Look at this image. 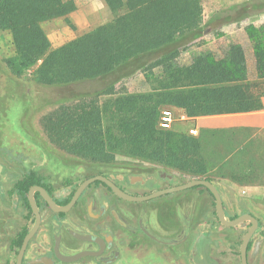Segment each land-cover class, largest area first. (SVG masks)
I'll list each match as a JSON object with an SVG mask.
<instances>
[{
    "label": "trees",
    "instance_id": "trees-1",
    "mask_svg": "<svg viewBox=\"0 0 264 264\" xmlns=\"http://www.w3.org/2000/svg\"><path fill=\"white\" fill-rule=\"evenodd\" d=\"M76 1L0 0V32L12 39L14 53L6 63L14 75L35 69L32 77L41 87L112 80L103 91L44 117L51 143L92 163L132 159L214 184L213 160L203 154L201 138L181 127L163 129L162 111L180 109L194 119L263 109L264 26L245 28L255 80L248 52L221 28L260 12L264 1L234 7L206 23L202 0H104L112 21L52 50L43 24L67 19L77 10ZM209 34L225 38L224 45L202 47ZM138 72L144 74L145 91L116 90Z\"/></svg>",
    "mask_w": 264,
    "mask_h": 264
},
{
    "label": "flooded vegetation",
    "instance_id": "flooded-vegetation-1",
    "mask_svg": "<svg viewBox=\"0 0 264 264\" xmlns=\"http://www.w3.org/2000/svg\"><path fill=\"white\" fill-rule=\"evenodd\" d=\"M21 161L17 159L14 162L18 169L10 162L8 169L1 170L3 173L0 174V239H4L7 245L4 254L0 253V264H17L25 239L38 220V230L28 242L21 264H153L156 259L163 264L200 263L204 251L201 242L204 240L205 223L202 219L190 223V216L184 211L188 200L184 197L172 202L164 199L173 193L142 202L128 201L118 196L106 183L96 180L66 212L54 211L37 190L33 192V199L38 213L30 202L31 189L41 187L55 205L65 207L71 203L84 181L99 176L137 198L182 185L185 182L181 177L150 170L132 173L127 169L108 167L91 171L79 179L75 176L68 178L56 188L54 178L44 174V165L35 167L32 163L25 165ZM33 172L37 175L30 176ZM148 202L155 203L143 209L131 205ZM226 218L233 220L236 217L226 215ZM219 225L222 224L219 222ZM250 227L251 224H248L244 235ZM208 228L211 238L218 236V242L227 246L225 251L219 252L221 264H235L236 235L222 240L215 223L208 224ZM206 240L209 241L210 237ZM250 244L249 253L256 245L258 261L263 258L259 264H264V222L259 220ZM84 253L88 254L69 261ZM238 255L241 264L240 250Z\"/></svg>",
    "mask_w": 264,
    "mask_h": 264
},
{
    "label": "rangeland",
    "instance_id": "rangeland-1",
    "mask_svg": "<svg viewBox=\"0 0 264 264\" xmlns=\"http://www.w3.org/2000/svg\"><path fill=\"white\" fill-rule=\"evenodd\" d=\"M254 1L261 2L264 0H202L205 22L209 23L220 14L227 13L234 7ZM76 4L77 10L69 15L67 19L62 18L43 24V28L51 42L52 50L61 47L84 33L109 23L113 19L104 0H77ZM250 24L257 27L264 26V8L261 5L260 12L252 14L239 24L224 26L221 28V31L226 37L234 36L248 52L247 61L250 79L255 80V57L252 51V44L245 31V28ZM224 39L218 40L214 34L206 35L203 41H201L204 44L202 47L217 50L224 45ZM202 43L198 44L201 45ZM13 53L14 48L11 36L8 33L0 32V174L3 173H1V170L8 169L10 162L14 165V168L18 169V167H15L17 163L14 162L20 159L25 165L30 163L34 164L35 167L41 164L44 165V174L54 178L56 188L61 187L68 178L75 176L79 179L91 171L104 170L108 167L109 169L114 167L127 169L132 173H140L143 170L156 171L158 173L163 172L168 175L179 176L185 183L195 180L171 170H165L154 165L126 158H120L114 164L92 163L68 155L54 146L44 131L42 124L44 117L58 109L61 105L76 103L84 97H90L103 91L107 86L112 84V80L82 82L69 86L41 87L33 80L32 75L35 69L22 77H18L11 72L6 60L13 56ZM135 88L141 91H145L148 88L144 82L143 72H138L116 85V90L119 93L129 92ZM165 110L173 113L174 123L181 120L179 118V110L169 108ZM174 123L171 125L170 130L175 127ZM205 124L214 125V122ZM198 135L199 132L193 136ZM210 176L212 177L213 174H210ZM3 181H6V179ZM2 184L5 183L2 182ZM180 197L188 200L184 211L190 216V223L193 224L196 222V219H202L203 223H205L203 228L204 240L201 242L204 251L203 256L200 257L199 264H215V262L221 264L220 259L222 258L219 252L225 251V247H227L225 244L218 242V236L215 239L211 238L208 231V224L211 223H215L216 228L220 229L219 233L222 240L228 238L227 236L229 235H236V264H240L238 255L240 245L250 223L244 222L238 228L219 225L215 210V200L208 191L202 188H192L169 194L164 199L172 202V200ZM155 202L131 205L133 207L140 206L143 209L142 207L153 205ZM250 205L254 211L251 214L261 222H264V198L262 200L253 199L250 201ZM170 219L173 221L172 217ZM216 233L218 235V231H215ZM208 236L210 237L209 241L206 240ZM6 246V241L1 238L0 253L4 254ZM257 251V246L254 245L249 256H258L259 253ZM153 264L163 263L159 259H156ZM175 264L178 263L175 262Z\"/></svg>",
    "mask_w": 264,
    "mask_h": 264
},
{
    "label": "crops",
    "instance_id": "crops-1",
    "mask_svg": "<svg viewBox=\"0 0 264 264\" xmlns=\"http://www.w3.org/2000/svg\"><path fill=\"white\" fill-rule=\"evenodd\" d=\"M177 110L183 121L177 122L175 128L199 132L195 137L201 138L203 154L213 158L211 174L222 196L225 214L237 218L254 212L250 201L264 198V107L255 112L194 119L189 118L183 110ZM211 122L214 125L205 124ZM249 158L254 161L250 162ZM248 171H251V175L246 177ZM233 173L236 177L231 176ZM257 258L248 255L249 264L261 263L263 258L259 261ZM234 262L236 264L237 259Z\"/></svg>",
    "mask_w": 264,
    "mask_h": 264
},
{
    "label": "water",
    "instance_id": "water-1",
    "mask_svg": "<svg viewBox=\"0 0 264 264\" xmlns=\"http://www.w3.org/2000/svg\"><path fill=\"white\" fill-rule=\"evenodd\" d=\"M96 180H100V181L106 183L121 198H123L125 200H128V201H134V202H137V201L138 202H142V201H145V200H149V199H153V198L159 197V196L164 195V194L181 192V191H185V190L196 188V187H203V188L207 189L212 194V196H213V198L215 200L216 215L218 217L219 222L223 226L231 228V227H236V226H238V225H240V224H242L244 222H249L251 224L250 229L244 235L243 240H242L241 245H240L241 264H249V262H248L249 246H250V242L252 240L253 235L255 234L256 230L258 229L259 220L255 216H253L252 214H243V215L238 216L237 218H235L233 220H228L226 218L225 209H224V203H223V199H222V196L220 194V191L218 190V188L212 182H210V181H208L206 179L191 180V181H189L187 183H184L182 185H179V186L167 189V190H163V191H158L156 193H153L150 196L137 198V197H132V196L127 195L126 193H124L120 189H118L111 181L107 180L104 177L99 176V177L88 179V180L84 181L78 187V189H77V191L75 193V196H74L73 200L71 201V203L69 205L65 206V207H58L57 205H55L45 189H43L41 187H34V188L31 189V193H30L31 205H32L34 211L36 213H38L37 209H36V206H35V203H34V199H33V192L37 190V191H40L42 193V195L45 197V199L49 203L50 207L54 211H56V212H66L75 204V202L80 197L82 192L92 182H94ZM38 227H39V220L37 222L36 227L30 232V234L25 239L23 247H22V249H21V251L19 253V256H18L17 264H21L24 252H25L26 247L28 245V242L35 235V233L38 230ZM86 254H88V253L79 254L77 256H74V257L70 258L69 261H75V260L81 258L83 255H86Z\"/></svg>",
    "mask_w": 264,
    "mask_h": 264
},
{
    "label": "built area",
    "instance_id": "built-area-1",
    "mask_svg": "<svg viewBox=\"0 0 264 264\" xmlns=\"http://www.w3.org/2000/svg\"><path fill=\"white\" fill-rule=\"evenodd\" d=\"M174 123V116L173 113L169 110H165L162 112L161 115V121H160V126L163 129H170L171 125ZM190 133L192 135H196L197 131L196 130H190Z\"/></svg>",
    "mask_w": 264,
    "mask_h": 264
}]
</instances>
